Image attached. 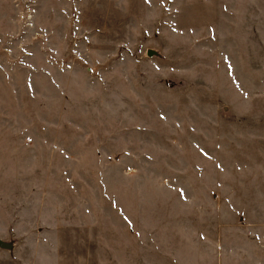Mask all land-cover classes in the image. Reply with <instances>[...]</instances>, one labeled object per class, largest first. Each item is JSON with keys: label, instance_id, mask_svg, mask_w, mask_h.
<instances>
[{"label": "rangeland", "instance_id": "374dc122", "mask_svg": "<svg viewBox=\"0 0 264 264\" xmlns=\"http://www.w3.org/2000/svg\"><path fill=\"white\" fill-rule=\"evenodd\" d=\"M261 248L264 0H0V264Z\"/></svg>", "mask_w": 264, "mask_h": 264}, {"label": "crops", "instance_id": "0c3cea01", "mask_svg": "<svg viewBox=\"0 0 264 264\" xmlns=\"http://www.w3.org/2000/svg\"><path fill=\"white\" fill-rule=\"evenodd\" d=\"M263 248H261V249H259V250H262ZM255 251V252H253V255H259V254H263L264 255V252H263V250H262V252L261 251Z\"/></svg>", "mask_w": 264, "mask_h": 264}, {"label": "water", "instance_id": "95a60500", "mask_svg": "<svg viewBox=\"0 0 264 264\" xmlns=\"http://www.w3.org/2000/svg\"><path fill=\"white\" fill-rule=\"evenodd\" d=\"M152 53H153V50H150V51H149V54L152 55Z\"/></svg>", "mask_w": 264, "mask_h": 264}]
</instances>
